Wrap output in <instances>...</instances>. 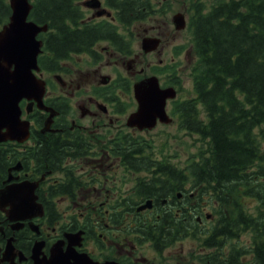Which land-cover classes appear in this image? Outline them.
<instances>
[{
    "label": "flooded vegetation",
    "instance_id": "flooded-vegetation-1",
    "mask_svg": "<svg viewBox=\"0 0 264 264\" xmlns=\"http://www.w3.org/2000/svg\"><path fill=\"white\" fill-rule=\"evenodd\" d=\"M125 2L127 4V0ZM102 5L110 9L111 14L98 15L101 7L88 9L95 22L104 20L106 23L102 27L111 26L112 31L94 43V53H82L81 60L76 57L65 61L67 68L63 74L70 75L60 79L53 76L55 88L49 91L47 103L58 112L52 122L45 128L49 112L44 110L37 108V117L31 115L32 133L39 130L44 135V148L49 154L54 149V158L49 155L44 167H37L35 158H31L27 166L22 163L14 167L1 181L0 188L28 182L34 189H20L19 195L35 194L37 197H19L18 205L9 203L6 198L7 204L0 207V264H194V257H198L199 264H264V204L256 188L251 196L256 204L251 210L246 207L248 195L243 198L242 205L234 204L236 193L222 196V202L216 198L220 202L218 217L206 211L209 203L198 201L199 189L192 172L180 188L176 174L172 175L173 186L170 182L159 184L156 180L159 173L135 174L127 191V171L122 176L118 169L120 166L131 169L124 156L117 154L118 141L114 139L122 131L127 136V104L121 103L126 98L120 93L111 94L112 87L108 84L115 79L102 71L104 64L116 67L121 62L127 65V18L121 24L113 15L116 8L104 1ZM165 34L163 24L159 23L153 28L145 26L142 38L147 35L160 37L155 49L160 52ZM68 61L76 68L80 66L75 63L90 61L94 70L81 67L80 72L75 71L80 75H73L76 68L69 67ZM122 117L126 118L125 124ZM130 131L136 132L135 129ZM108 134L109 139H103V135ZM31 141L34 145L40 143L35 139ZM69 146L76 148L78 155L61 157L57 149L77 153L68 150ZM123 147H127V141ZM10 175L12 178L7 180ZM257 180L255 175L256 183ZM141 181L142 191L138 188ZM227 205L232 211L224 210ZM219 209H223L226 218L232 219L230 222L240 219L243 222L240 228H247L237 229L235 236L226 235L224 241L214 245L211 241L206 244L205 239L215 226L205 225L203 212L207 219L217 217V222ZM169 212L171 219L166 218ZM178 223L184 227L182 236L163 235L164 226L168 231V227ZM196 225L202 231L199 236L193 235ZM247 230H252L254 237L248 239L251 242L244 240ZM176 233L179 232L176 230ZM185 238L198 239L204 244L203 254H197L194 249L189 251L188 254L194 256L193 263L187 258L182 260L180 249L175 260L169 258L175 255L164 253L171 251L172 246L178 247L179 241ZM236 238H242L251 247L227 248L226 240Z\"/></svg>",
    "mask_w": 264,
    "mask_h": 264
},
{
    "label": "trees",
    "instance_id": "trees-1",
    "mask_svg": "<svg viewBox=\"0 0 264 264\" xmlns=\"http://www.w3.org/2000/svg\"><path fill=\"white\" fill-rule=\"evenodd\" d=\"M78 1H32L30 17L49 25L48 31L41 35L44 52L39 56L40 64L49 71L66 70L63 61L75 53H94V43L112 31L111 26L102 27L104 23L83 21L84 10ZM106 3L116 8L121 23L127 18V25L146 18L156 6L153 0H127V4L125 0H106ZM187 8V28L198 56L196 96L175 100L172 109L179 114L183 128L200 134L208 143V148L199 152L202 158L186 166L199 189L197 199L201 203L210 194L221 201L222 196L236 193L234 204L242 205L245 195L251 198L256 192L264 204V0H214L210 4L189 0ZM11 11L9 0H0L1 25L9 20ZM130 51L127 49V53ZM123 85L130 89L128 79ZM202 110L204 117L200 116ZM33 138L40 143L28 145L25 150H19L11 141L0 143V184L9 166L18 160L27 166L35 158L36 166L44 167L49 155L54 158L56 152L52 149L49 154L45 150L46 138L39 130H34ZM145 139L148 140L130 132L118 136L117 154L124 156L131 170L159 173L156 177L159 184L170 182L173 186L172 175L176 174L180 188L189 173L166 157L159 158L155 145L140 143ZM126 141L127 147H123ZM72 149L76 151L69 146L68 150ZM57 152L61 157L78 155L77 151L57 149ZM143 187L141 181L138 188L142 191ZM219 214L213 231L205 239L206 244L211 241L214 245L224 241L226 235L235 236L237 229L247 228H240L243 223L240 219L230 222L232 219L225 217L223 209H219ZM166 218L171 219V212ZM168 228L167 231L163 227L166 237L184 234L181 223ZM200 232L196 225L193 235L199 236Z\"/></svg>",
    "mask_w": 264,
    "mask_h": 264
},
{
    "label": "rangeland",
    "instance_id": "rangeland-1",
    "mask_svg": "<svg viewBox=\"0 0 264 264\" xmlns=\"http://www.w3.org/2000/svg\"><path fill=\"white\" fill-rule=\"evenodd\" d=\"M210 4L214 0H203ZM155 3V11L146 16V18L138 20L133 22L130 26H127V44H130L131 47L127 46V49L131 50L130 53H127V65H123V63L119 62L118 66L114 67L112 64L105 65L102 67V71L110 74L112 78L115 79L114 82H117V85L112 88L111 94L120 93L122 95V98H126L125 102H121L123 104H127V113L125 116H127V122H128V115L129 113L136 109L137 103L136 99L134 97V91L132 88L133 81L136 80L137 77L144 76L146 74H152L156 73L159 75L161 82L163 84H170L173 83L176 85V88L178 89V98H188V97H194L196 96V90L194 86V79H195V67L194 63L197 59L196 50L193 45L192 36L188 28L183 29H177L175 26V23L173 22V15L174 13L180 11H184L187 14V17L189 15V10L187 12V6L189 4V0H153ZM86 14L90 15L91 11L87 8ZM159 23L163 24V31H165V37H164V45L161 48V51H151L148 53L143 52L142 50V35H143V28L145 26H152V28L155 25H158ZM1 27V24H0ZM157 29H153V31H156ZM178 45H183V47H177ZM102 52V50H101ZM82 54H78L77 57L78 60H81L83 56ZM105 56H108V54L105 53ZM81 57V58H79ZM105 58V57H104ZM137 58V60H134ZM160 58L162 60L160 61ZM73 59V58H72ZM70 59V61H72ZM68 61L67 65L73 68L72 62ZM162 63H171L169 67L164 66L162 69H156L154 67V64H162ZM77 67L72 73L73 75H80V73H77L75 71L80 72V68L82 67L83 70L87 68H93L92 63L89 61L88 63H75ZM80 64V65H79ZM91 64V65H88ZM133 64V65H132ZM130 66V67H128ZM43 67V65H42ZM44 70V77H52L53 79V71H49L48 69ZM94 70V68H93ZM143 70V71H141ZM119 73L122 75L127 74L130 77H128L130 80V89L125 88L123 85V81H118ZM64 76L70 75V73L63 74ZM127 94V95H123ZM120 99L119 97H117ZM169 112L173 116V119L168 122H161L159 121L158 124L154 127L148 128V129H137L135 134L136 135H144L146 138L150 139L152 141L151 144L155 145L157 151H158V157L171 160L175 165L184 168V171L186 173H190L186 169V166L191 162L202 158L199 155V152L201 149L208 148V143L205 141L203 137L200 136V134L196 132H192L187 130L186 128H183L181 126L180 122V116L179 114L174 113L173 110H170L169 105ZM200 116L204 117L205 113L202 110L200 112ZM123 124L126 123V118L122 117ZM106 129V128H105ZM126 129V127H125ZM108 130V129H107ZM116 130V129H115ZM134 130L131 129L127 125V131ZM110 134L103 135V139L108 140ZM148 142V140H146ZM142 143H145V141H142ZM149 143V142H148ZM127 171V191H129V186L133 182L134 177L136 175H140L143 173L144 175H147V170H141L136 171L137 173H133L134 170H128L126 167L120 166L118 169V172L123 176V173ZM136 174V175H135ZM264 180V177L262 178ZM123 181V179L121 180ZM199 197V196H198ZM197 197V198H198ZM183 201V200H182ZM247 203V208L251 210L252 208H255V200L248 197L245 201ZM202 203H209L207 205V210L210 212H214L215 215L218 217V208L220 207V202H217L216 197H211L210 194H207L204 196V200ZM229 208V211H232V207L230 205L224 206V210ZM203 217L205 219V225L209 226V228L215 226V222L217 217H212V219H207L204 212ZM210 230V229H209ZM245 232H248L244 238V240H248L251 237H254L251 233L252 230H247ZM248 242H251V240H248ZM227 248L231 249L232 246H238L241 247H251V244L246 243L242 240V238H236V239H229L226 240ZM204 244L202 241L198 239H191V238H185L183 240L179 241L178 247L172 246L171 251L164 252L165 254L171 253L175 256H171L169 258L175 260L176 257L180 255L178 252V249L181 250V258L182 260L187 261H193L197 264H199L198 257L191 256V254H188L191 249H194L197 254H203L204 252ZM184 250L182 251V249ZM189 256V257H187ZM185 259H184V258ZM192 257L194 259L192 260ZM193 263V262H192ZM194 263V264H195Z\"/></svg>",
    "mask_w": 264,
    "mask_h": 264
},
{
    "label": "water",
    "instance_id": "water-1",
    "mask_svg": "<svg viewBox=\"0 0 264 264\" xmlns=\"http://www.w3.org/2000/svg\"><path fill=\"white\" fill-rule=\"evenodd\" d=\"M84 3L100 6L101 0H84ZM10 4L12 13L9 21L0 28V141L24 140L29 136L30 120L22 117V98L30 99L27 103L29 111L34 103L32 99L38 102V106L51 110L46 125L51 122L56 112L53 107L43 103L46 80L35 72L41 69L38 54L42 51L43 44V40L37 36L41 31L48 29V24H40L29 18L32 8L30 0H10ZM173 22L176 28H184L187 24L185 14L175 13ZM159 41V38L145 36L142 40L143 50L147 52L156 48ZM57 77L60 75L57 74ZM134 92L138 108L129 115L128 124L144 128L154 126L158 118L171 121L166 104L169 97H175L177 94L174 86H161L159 77L153 74L137 80L134 83ZM18 166L20 165L14 167ZM11 178L10 175L8 180ZM27 183L9 184L0 188V207L4 208L7 204L6 198L15 205H18L19 197L36 199L35 194L19 195L20 189H34V186Z\"/></svg>",
    "mask_w": 264,
    "mask_h": 264
},
{
    "label": "bare ground",
    "instance_id": "bare-ground-1",
    "mask_svg": "<svg viewBox=\"0 0 264 264\" xmlns=\"http://www.w3.org/2000/svg\"><path fill=\"white\" fill-rule=\"evenodd\" d=\"M48 38V37H47ZM28 189V188H27ZM23 194V193H22ZM20 206V205H19Z\"/></svg>",
    "mask_w": 264,
    "mask_h": 264
}]
</instances>
